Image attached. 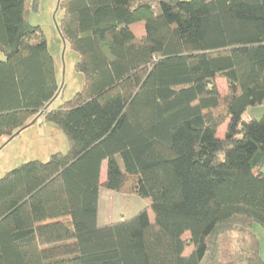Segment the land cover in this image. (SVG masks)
Listing matches in <instances>:
<instances>
[{
    "label": "trees",
    "instance_id": "1",
    "mask_svg": "<svg viewBox=\"0 0 264 264\" xmlns=\"http://www.w3.org/2000/svg\"><path fill=\"white\" fill-rule=\"evenodd\" d=\"M36 3L0 0V138L41 117L69 149L0 179V264H264V0L61 1L84 82L55 109ZM102 188L146 207L99 225Z\"/></svg>",
    "mask_w": 264,
    "mask_h": 264
},
{
    "label": "rangeland",
    "instance_id": "2",
    "mask_svg": "<svg viewBox=\"0 0 264 264\" xmlns=\"http://www.w3.org/2000/svg\"><path fill=\"white\" fill-rule=\"evenodd\" d=\"M61 1L63 0H37L36 7L28 15L29 23L40 28L46 40L48 51L54 60L59 90L49 104V109H55L72 100L81 91L84 82L82 75L75 71L79 58L71 51L69 43L62 39L58 30L63 17V10L59 8ZM2 59L3 55L0 54V60ZM217 85L222 94L226 93L223 80L218 79ZM258 109H248L243 119L246 120L249 117L259 119L261 116H253ZM37 119L33 125L22 130L13 139L0 138V179L24 163L30 161L47 162L50 156L55 153L66 154L68 152L69 144L64 133L54 125L44 122L41 117ZM224 132L225 125L218 130L217 137L221 138ZM100 179L101 182L105 180V169H102ZM102 192L113 193L114 199L110 200L108 208L105 205L104 209L106 218L108 217L111 222L131 218L146 207V204L136 195L124 196L103 188ZM112 207L114 208L112 209ZM150 216L153 220V216L151 214ZM251 230L256 235H259L260 232L264 233V229L259 225H253ZM259 240L262 255H264V237L259 236Z\"/></svg>",
    "mask_w": 264,
    "mask_h": 264
},
{
    "label": "crops",
    "instance_id": "3",
    "mask_svg": "<svg viewBox=\"0 0 264 264\" xmlns=\"http://www.w3.org/2000/svg\"><path fill=\"white\" fill-rule=\"evenodd\" d=\"M261 107V108H260ZM260 107H257L259 108L258 110H256V114L253 115L254 117L255 116H261L263 114V110H264V106H260ZM250 118H253V117H250ZM38 120V119H37ZM262 172L264 173V165L262 166ZM106 190V189H105ZM113 193L111 192H102V189H100V193H99V202H98V224L99 225H108L110 223H114V222H111L109 221V218L107 217L106 218V215L104 214V209H105V205H107V208L109 206V201L110 200H113L114 197L112 196ZM116 201V200H115ZM114 207H112L113 209ZM102 220V221H101ZM261 233V234H260ZM259 235H256L257 239L259 240V236H263L264 237V233L263 232H260ZM258 234V233H257ZM259 243H260V240H259ZM260 255H261V258L263 259L264 261V255H262V251H261V244H260Z\"/></svg>",
    "mask_w": 264,
    "mask_h": 264
},
{
    "label": "water",
    "instance_id": "4",
    "mask_svg": "<svg viewBox=\"0 0 264 264\" xmlns=\"http://www.w3.org/2000/svg\"><path fill=\"white\" fill-rule=\"evenodd\" d=\"M36 120V119H35ZM35 120L33 122H31L29 125L25 126L24 128H22L21 130H19L18 132H16L13 136H11L9 138V140L13 139L15 136H17L22 130L26 129L27 127L31 126L34 124Z\"/></svg>",
    "mask_w": 264,
    "mask_h": 264
}]
</instances>
